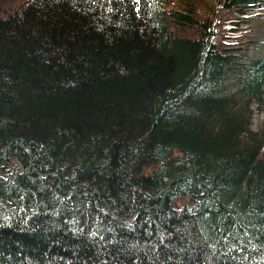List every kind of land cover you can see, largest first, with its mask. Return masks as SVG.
Returning a JSON list of instances; mask_svg holds the SVG:
<instances>
[{"label": "trees", "instance_id": "1", "mask_svg": "<svg viewBox=\"0 0 264 264\" xmlns=\"http://www.w3.org/2000/svg\"><path fill=\"white\" fill-rule=\"evenodd\" d=\"M262 105L264 0H26L0 16V264H264Z\"/></svg>", "mask_w": 264, "mask_h": 264}, {"label": "rangeland", "instance_id": "2", "mask_svg": "<svg viewBox=\"0 0 264 264\" xmlns=\"http://www.w3.org/2000/svg\"><path fill=\"white\" fill-rule=\"evenodd\" d=\"M26 0H3V8L0 11L1 17H7L14 9L20 7ZM212 5L217 4L219 0H211ZM222 8H220L221 11ZM222 13V12H221ZM217 15V12H216ZM253 126L255 129H260L264 126V105L257 109L254 115Z\"/></svg>", "mask_w": 264, "mask_h": 264}]
</instances>
